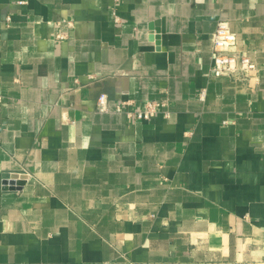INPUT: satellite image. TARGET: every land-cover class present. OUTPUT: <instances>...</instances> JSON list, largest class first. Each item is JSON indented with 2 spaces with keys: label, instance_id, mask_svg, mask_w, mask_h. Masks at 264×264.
<instances>
[{
  "label": "crops",
  "instance_id": "crops-1",
  "mask_svg": "<svg viewBox=\"0 0 264 264\" xmlns=\"http://www.w3.org/2000/svg\"><path fill=\"white\" fill-rule=\"evenodd\" d=\"M0 264H264V0H0Z\"/></svg>",
  "mask_w": 264,
  "mask_h": 264
},
{
  "label": "built area",
  "instance_id": "built-area-1",
  "mask_svg": "<svg viewBox=\"0 0 264 264\" xmlns=\"http://www.w3.org/2000/svg\"><path fill=\"white\" fill-rule=\"evenodd\" d=\"M8 20L10 21L11 18L9 17ZM257 74V63L246 52L238 48L237 36L232 31L228 21L220 20L212 36L210 76L215 78L230 77L243 84L250 85ZM124 105H118L116 107L117 111L123 112ZM99 108L102 111L107 110L105 95L99 98ZM168 108V101H150L141 110L128 111L126 115L129 119L135 121H149L159 114H165L166 117H169Z\"/></svg>",
  "mask_w": 264,
  "mask_h": 264
},
{
  "label": "water",
  "instance_id": "water-1",
  "mask_svg": "<svg viewBox=\"0 0 264 264\" xmlns=\"http://www.w3.org/2000/svg\"><path fill=\"white\" fill-rule=\"evenodd\" d=\"M25 184L24 180L7 179L4 181V190H20Z\"/></svg>",
  "mask_w": 264,
  "mask_h": 264
}]
</instances>
